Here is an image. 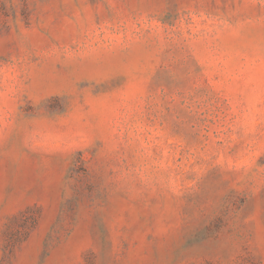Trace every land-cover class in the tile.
Returning <instances> with one entry per match:
<instances>
[{
    "label": "rangeland",
    "instance_id": "obj_1",
    "mask_svg": "<svg viewBox=\"0 0 264 264\" xmlns=\"http://www.w3.org/2000/svg\"><path fill=\"white\" fill-rule=\"evenodd\" d=\"M0 264H264V0H0Z\"/></svg>",
    "mask_w": 264,
    "mask_h": 264
}]
</instances>
